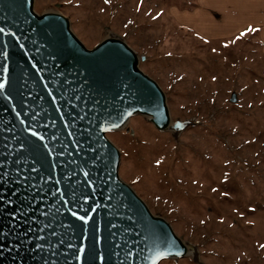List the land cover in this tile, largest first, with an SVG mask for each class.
I'll use <instances>...</instances> for the list:
<instances>
[{
    "label": "water",
    "instance_id": "1",
    "mask_svg": "<svg viewBox=\"0 0 264 264\" xmlns=\"http://www.w3.org/2000/svg\"><path fill=\"white\" fill-rule=\"evenodd\" d=\"M0 29V264L196 254L119 173L108 135L132 116L176 133L194 123L172 119L135 50L117 37L89 48L67 16L38 13L35 0H0Z\"/></svg>",
    "mask_w": 264,
    "mask_h": 264
},
{
    "label": "rangeland",
    "instance_id": "2",
    "mask_svg": "<svg viewBox=\"0 0 264 264\" xmlns=\"http://www.w3.org/2000/svg\"><path fill=\"white\" fill-rule=\"evenodd\" d=\"M197 0H35L92 48L125 41L183 131L145 115L109 133L119 173L196 254L159 264H264V54L255 30L211 39L188 24ZM144 57V59H142ZM233 94L236 101L232 102Z\"/></svg>",
    "mask_w": 264,
    "mask_h": 264
},
{
    "label": "crops",
    "instance_id": "3",
    "mask_svg": "<svg viewBox=\"0 0 264 264\" xmlns=\"http://www.w3.org/2000/svg\"><path fill=\"white\" fill-rule=\"evenodd\" d=\"M188 24L211 39L255 30L264 54V0H197Z\"/></svg>",
    "mask_w": 264,
    "mask_h": 264
},
{
    "label": "snow or ice",
    "instance_id": "4",
    "mask_svg": "<svg viewBox=\"0 0 264 264\" xmlns=\"http://www.w3.org/2000/svg\"><path fill=\"white\" fill-rule=\"evenodd\" d=\"M0 31H2V29H0ZM3 87H4V85L0 84V88H3ZM81 219H83V217Z\"/></svg>",
    "mask_w": 264,
    "mask_h": 264
}]
</instances>
